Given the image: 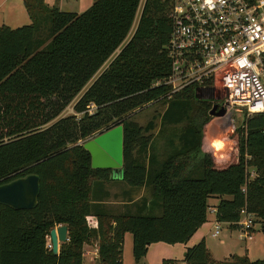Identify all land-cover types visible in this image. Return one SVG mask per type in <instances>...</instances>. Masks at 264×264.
I'll use <instances>...</instances> for the list:
<instances>
[{
	"label": "trees",
	"instance_id": "obj_1",
	"mask_svg": "<svg viewBox=\"0 0 264 264\" xmlns=\"http://www.w3.org/2000/svg\"><path fill=\"white\" fill-rule=\"evenodd\" d=\"M22 2L30 24L0 27V185L33 174L40 190L32 210L0 205V264H82L93 242L97 264H122L126 233L140 264L153 244H187L207 221L212 197L219 199L216 222L236 229L245 210L264 231V115L246 117L232 135L229 160L218 164L201 151L211 100L191 87L173 96L165 86L152 87L170 72L169 0H146L126 44L140 0H93L81 14L44 0ZM158 103L162 128L186 125L169 139L162 164L151 136H143L154 126L143 130L129 120ZM70 105L74 114L63 116ZM117 126L123 131L119 179L93 169L89 152L77 145ZM115 182L148 189V197L114 214L107 204ZM61 225L68 241L54 256L47 236ZM183 263L217 264L203 241L185 250ZM221 264H264V258L232 256Z\"/></svg>",
	"mask_w": 264,
	"mask_h": 264
},
{
	"label": "built area",
	"instance_id": "obj_2",
	"mask_svg": "<svg viewBox=\"0 0 264 264\" xmlns=\"http://www.w3.org/2000/svg\"><path fill=\"white\" fill-rule=\"evenodd\" d=\"M169 1L170 72L152 87H167L169 96L195 88L229 124L241 110L247 116L264 115V0ZM145 3L140 0L138 11ZM240 216L237 226L251 240L255 218L245 210ZM220 232L216 222L211 237ZM46 248H52L48 236Z\"/></svg>",
	"mask_w": 264,
	"mask_h": 264
},
{
	"label": "rangeland",
	"instance_id": "obj_3",
	"mask_svg": "<svg viewBox=\"0 0 264 264\" xmlns=\"http://www.w3.org/2000/svg\"><path fill=\"white\" fill-rule=\"evenodd\" d=\"M49 3V4H47ZM53 3V4H52ZM93 0H71L70 4L66 6L64 4V0H45V4L50 7L55 6L60 8L63 12H71L76 14H81L85 12L92 5ZM142 8L138 11L134 26L130 32L129 38L125 41L126 44L130 38L133 36L135 31V27L138 24V21L141 16ZM30 18H28V14L24 8L22 0H0V27L8 26L11 29H16L22 26H26L30 24ZM114 54L109 61L103 66V68L99 71V73L94 77H98L108 65L114 60ZM92 83V82H91ZM90 83V84H91ZM89 84V85H90ZM199 96L204 97L203 94H199ZM89 111H93V107H90ZM164 111V106L162 104H153L142 108L141 110L135 111L129 116V120L143 130H147L149 126L152 124L154 128L145 132L143 136H151V150L155 153L158 158H165L167 153L169 152L168 142L170 138H175L180 134L185 128L186 125H178L176 127H164L162 128L159 125L160 115ZM72 106H68L64 112L63 116L73 115ZM247 115L244 110H241L239 113H236L233 117L232 123H226L219 118H211L208 123L202 128V143L206 146L205 143H212V150L219 151L221 156H226L229 158L231 152L234 148L235 141L232 139V135L234 130L239 127L245 121ZM102 132V131H101ZM100 132L96 133L93 137H95ZM93 137L87 139L84 142H79L77 145L83 146L85 142L92 139ZM224 141V143H223ZM224 162V161H223ZM227 162V161H226ZM221 164V163H218ZM250 171L253 172L254 169L250 167ZM115 175V174H113ZM116 190V188L114 189ZM112 212V211H111ZM116 213V212H112ZM118 213V212H117ZM215 214L209 210L207 212V228L211 225L215 224ZM255 231L252 234V240L248 241L244 237V233L238 229L234 232L228 231V229L224 226H221L223 229L222 235L219 239H208V245L219 252L217 254V259H220L221 253L223 252L219 244L220 241L223 240L225 242L229 235L232 234V241L228 243L229 247L233 249V253L237 256H245L251 261L261 260L264 258V232L262 229V224L259 222H255ZM128 238L132 240V236L129 234ZM128 240V239H127ZM129 240L127 245L123 243L122 249V264H133V258L131 254V246L129 244ZM195 242V239L190 241V245ZM95 242L89 246H85L84 253L88 250H91L94 246ZM181 245H166L164 243H157L151 245L148 255L142 264H162L164 259H169V261L174 264H183L184 258V249ZM196 245V244H195ZM88 247V248H87ZM192 247V246H191ZM222 251V252H221Z\"/></svg>",
	"mask_w": 264,
	"mask_h": 264
},
{
	"label": "water",
	"instance_id": "obj_4",
	"mask_svg": "<svg viewBox=\"0 0 264 264\" xmlns=\"http://www.w3.org/2000/svg\"><path fill=\"white\" fill-rule=\"evenodd\" d=\"M223 115L222 110L216 111V106L210 111V116L213 118H222ZM122 133V127L117 126L97 134L83 144L84 149L90 154L93 169H108L112 174H118L121 171L123 163ZM39 190V178L33 174L1 184L0 205L16 211L32 210L38 203ZM48 237L52 247L51 252L57 256L60 244L68 241L67 227L61 225L51 229Z\"/></svg>",
	"mask_w": 264,
	"mask_h": 264
},
{
	"label": "crops",
	"instance_id": "obj_5",
	"mask_svg": "<svg viewBox=\"0 0 264 264\" xmlns=\"http://www.w3.org/2000/svg\"><path fill=\"white\" fill-rule=\"evenodd\" d=\"M70 1L71 0H64V4L66 6H68L70 4ZM45 2V0H44ZM49 4V3H47ZM46 4V5H47ZM53 4V3H52ZM50 5V4H49ZM48 5V6H49ZM50 7V6H49ZM52 7H55V6H52ZM57 8V7H55ZM59 11H61L60 8H57ZM63 12V11H62ZM29 18V16H28ZM131 32V31H130ZM130 35V33H129ZM129 35H128V38H129ZM127 38V39H128ZM119 51L116 52V55L115 57L117 56ZM99 76V75H98ZM224 143V141H223ZM206 146H204L203 144H201V151L204 152V153H208L210 154L212 157H213V160L215 161V163H225L226 161L229 160V158H226V156H221V154H219V151H214V149L212 150V143H205ZM157 160L160 164H162L164 162V158H158L157 157ZM224 161V162H223ZM112 174V173H111ZM119 175H120V171L118 174H115L112 176L116 179H119ZM116 188V190H114ZM108 192L110 194V197H109V202L107 204V207H108V210L111 212H116L114 214H120V213H123L125 212L126 208L131 206L134 202L138 201V200H141L142 197H145L147 198L148 197V194H149V191L148 189H145V188H141L139 190H129L128 188H126L122 183L120 182H115V184H111L108 188ZM131 200V201H129ZM219 202V199H217L216 197H212L208 200V205H209V210H211V212H213V214H215V207L217 206ZM118 212V213H117ZM215 218V217H214ZM207 224L208 222L206 221L199 229L198 231L192 236V238L190 239V241L192 239H195V242L192 243L193 245H190V241L187 243V244H184L182 245L183 246V249H184V253H185V250L188 248V247H191V246H194L195 244H198L199 242L203 241L204 244H205V247H206V250L209 252L210 256H211V259L217 263V264H221L227 260H229L232 256H237L235 255L233 252V249L231 247H229L228 243L230 241H232V234L229 235V238L223 242L220 241V245L221 247H224L222 249V253H221V256L220 259H217V254L219 252L215 251L214 249H212L209 245H208V239H219V237L222 235V227H221V232H220V235L218 238H212L211 237V233H212V230H213V227L214 225L216 224V219H215V224L211 225L210 227L207 228ZM221 226H224L228 229V231L230 232H234L236 230L239 229V227H237L236 229H232L230 227V225L228 224H221ZM56 228V227H55ZM264 232V231H263ZM128 233H126L124 235V246L125 244L127 245L128 243V240L130 241L129 244L131 246V254H132V240H130L128 238ZM128 239V240H127ZM247 240V239H246ZM252 240V239H251ZM251 240H248V241H251ZM177 245H181V244H177ZM151 247V246H150ZM150 247L148 248V251L150 249ZM60 248V246H59ZM88 248V247H87ZM97 250V246L96 244H94V246L92 247L91 250H88L84 253L83 255V261H82V264H97V258H96V252ZM183 253V254H184ZM148 255V252L146 254V256L144 258L141 259L140 261V264L143 263V261L146 259ZM241 257V256H239ZM133 261V260H132ZM165 262H169V259H164L162 264H164ZM133 264H134V261H133Z\"/></svg>",
	"mask_w": 264,
	"mask_h": 264
}]
</instances>
